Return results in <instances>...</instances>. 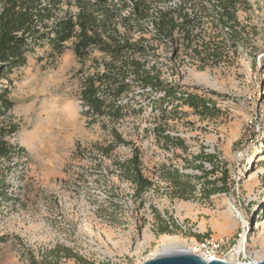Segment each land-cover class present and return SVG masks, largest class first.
<instances>
[{
    "label": "rangeland",
    "instance_id": "obj_1",
    "mask_svg": "<svg viewBox=\"0 0 264 264\" xmlns=\"http://www.w3.org/2000/svg\"><path fill=\"white\" fill-rule=\"evenodd\" d=\"M189 2L190 47L175 50L161 43L158 63L162 78L183 90L220 94L207 117L181 103L176 108L164 103L166 111L151 108L161 93L134 87L133 96H145L143 110L116 124L129 143L106 156L99 149L109 145L111 123L90 121L78 100V70L91 72V58L99 53L82 65L70 42L59 54L44 46L11 75L14 105L0 117V127L16 126L8 140L24 153L0 197L16 194L0 203V264H139L165 240L192 244L205 237L227 239L245 254L231 260L263 257L264 0L239 2L235 45L227 28L215 29L210 13L202 14L196 0ZM156 126L179 136L187 149L165 148L162 135L153 132ZM133 148L144 176L153 181L142 200L133 198V184L119 166ZM200 153L214 154L217 170L197 182L193 195L175 197L169 179L175 170L201 174L194 167ZM212 178L221 190L205 195ZM164 224L169 231H160ZM64 247L75 256L64 257Z\"/></svg>",
    "mask_w": 264,
    "mask_h": 264
},
{
    "label": "trees",
    "instance_id": "obj_2",
    "mask_svg": "<svg viewBox=\"0 0 264 264\" xmlns=\"http://www.w3.org/2000/svg\"><path fill=\"white\" fill-rule=\"evenodd\" d=\"M170 0H0V117L6 115L14 105L10 95L11 75L26 65L30 55L48 46L52 52L61 53L70 42L71 50L82 63L93 52L99 56L91 58V72L83 70L80 76L78 100L83 115L90 121L105 119L111 123L110 141L100 152L106 156L115 146H127L129 140L120 132L116 124L125 121L130 114L143 110L144 94L140 99L132 95L134 87L148 88L153 93H161L152 102L151 108L166 111L167 107L176 108L178 103L190 108L195 114L207 117L216 110L214 90L204 91L207 97L183 90L182 86L162 78L163 71L158 63L161 43L170 42L175 50H184L191 45L192 24L188 8L189 0H181L173 5ZM201 13L212 16L214 28L226 33L232 44L237 43L238 35L233 30L237 6L243 0H196ZM209 5V7H208ZM180 33L181 38L175 34ZM181 40V42H180ZM195 52L198 54L199 52ZM5 82V83H4ZM16 131L11 125L7 131L0 127V197L8 185L6 180L22 158L24 149L11 144L8 137ZM162 135L164 147L168 144L186 150L185 142L179 136L165 133L162 127L153 129ZM215 155L200 153L195 159L209 163L210 169L203 164L194 167L201 174L191 175L175 170L171 177L175 197L187 198L193 195L197 182L207 175L213 176L218 166ZM123 177L133 184L132 196L142 200L145 192L153 186V181L144 176L138 149L133 148L131 156L119 163ZM227 173L224 171V179ZM211 189L205 195L219 192L217 179L207 181ZM203 184V183H202ZM201 184V185H202ZM205 189L202 188V191ZM5 195L1 201L10 198ZM160 219V215L157 214ZM162 221V219H160ZM160 231H169L166 224ZM64 257H74L72 251L61 248ZM58 258V257H56Z\"/></svg>",
    "mask_w": 264,
    "mask_h": 264
},
{
    "label": "built area",
    "instance_id": "obj_3",
    "mask_svg": "<svg viewBox=\"0 0 264 264\" xmlns=\"http://www.w3.org/2000/svg\"><path fill=\"white\" fill-rule=\"evenodd\" d=\"M188 250L193 255L201 256L205 261L220 259L227 262L245 263L241 261L231 260L233 257L245 256V254L237 246L229 245L227 239L205 237L200 241H195L190 245Z\"/></svg>",
    "mask_w": 264,
    "mask_h": 264
},
{
    "label": "water",
    "instance_id": "obj_4",
    "mask_svg": "<svg viewBox=\"0 0 264 264\" xmlns=\"http://www.w3.org/2000/svg\"><path fill=\"white\" fill-rule=\"evenodd\" d=\"M139 264H264V255L261 259L247 263L227 262L220 259L205 261L199 255H193L189 251H180V253H170L164 255H155L147 258Z\"/></svg>",
    "mask_w": 264,
    "mask_h": 264
},
{
    "label": "bare ground",
    "instance_id": "obj_5",
    "mask_svg": "<svg viewBox=\"0 0 264 264\" xmlns=\"http://www.w3.org/2000/svg\"><path fill=\"white\" fill-rule=\"evenodd\" d=\"M242 218V215H240ZM244 235L242 237L241 243L244 241ZM191 243L189 244L188 242L184 240H165L161 245L158 246V248L155 251V255H164V254H170V253H180V251H188L190 250ZM154 255V256H155ZM255 261V260H254Z\"/></svg>",
    "mask_w": 264,
    "mask_h": 264
}]
</instances>
